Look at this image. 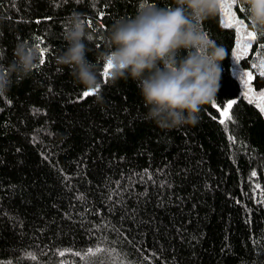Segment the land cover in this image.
Here are the masks:
<instances>
[{"label":"trees","instance_id":"trees-1","mask_svg":"<svg viewBox=\"0 0 264 264\" xmlns=\"http://www.w3.org/2000/svg\"><path fill=\"white\" fill-rule=\"evenodd\" d=\"M147 4L174 0H0V64L21 41L49 50L0 96V264H264V83L253 81L250 102L240 73L258 76L264 37L238 0L232 12L257 39H245L252 49L237 62L228 17L201 23L227 55L218 107L204 105L195 126L145 121L136 83L113 84L103 67L102 102L85 98L56 64L66 17L86 20L87 58L103 66L101 34Z\"/></svg>","mask_w":264,"mask_h":264},{"label":"clouds","instance_id":"clouds-1","mask_svg":"<svg viewBox=\"0 0 264 264\" xmlns=\"http://www.w3.org/2000/svg\"><path fill=\"white\" fill-rule=\"evenodd\" d=\"M223 0H174L172 7L142 5L134 17L116 20L102 33L103 66L90 61L86 53L93 34L80 13L66 17L63 39L66 48L55 57L67 66L84 90L101 87L99 73L108 65L107 77L115 84L131 79L136 83L147 112L145 121L171 130L200 121L201 109L216 99L226 49L201 30V23L219 15ZM247 12L253 30L264 32V0H238ZM35 43L18 42L13 60L0 64V96L13 84L28 77L40 62ZM63 71L61 67L59 69ZM96 98L103 97L97 91Z\"/></svg>","mask_w":264,"mask_h":264},{"label":"snow or ice","instance_id":"snow-or-ice-1","mask_svg":"<svg viewBox=\"0 0 264 264\" xmlns=\"http://www.w3.org/2000/svg\"><path fill=\"white\" fill-rule=\"evenodd\" d=\"M103 2V0H102ZM235 6V0H223V2L221 3V10L220 12L224 15H226L229 19V24L227 25L228 27H235L236 31L238 33H240L239 36V43L237 44V51L235 54V58L237 62H240L241 60H245L244 59V55L246 54L247 51H250L252 49V45L251 44H246L244 41L245 39L248 40H256L257 39V32L255 31H247L245 32V26L242 24V22L240 20H238L235 16V14L232 12L233 7ZM259 35L261 37H264V32H259ZM35 39L39 40V37H36ZM37 47L40 49V55L41 57H44L45 54L49 51L46 47H41L40 43H37ZM261 49H264V44L260 45ZM2 54V53H0ZM251 57H249L250 59ZM247 62V60H245ZM40 63L43 64L45 63L44 59L40 60ZM38 67V65L36 66ZM108 67H110V65L106 66L104 68L103 71V75L105 77H107V70ZM259 67L260 71L258 73V76H254L253 75V71H241V80L245 85V93L244 95L246 97L249 96L250 93H252L253 95L249 98L250 102H252V100L254 98H256V93L253 91L251 85L253 83L254 80L259 81L260 83H264V81L260 80L261 77H264V58H260L259 59V63L258 64H254L253 65V69ZM99 90V87L97 89L94 90H84L83 91V97H88L90 95L95 94L97 91ZM258 91V90H257ZM258 98L260 103L258 104V107L260 108L261 112H264V91H258ZM236 103L235 100H231L228 102L227 106L225 108H223L220 111V115H221V119H220V123L223 125L226 123L227 120H230V114H229V110L232 108V106ZM211 106L213 108L218 107V103L216 100H213L211 103ZM253 176H256L257 173L253 172L252 173ZM257 187L259 188L260 186L257 185ZM91 250H89V255H91ZM96 264H99V262H96Z\"/></svg>","mask_w":264,"mask_h":264}]
</instances>
